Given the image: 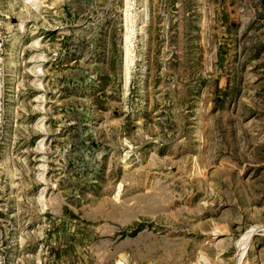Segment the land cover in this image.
Here are the masks:
<instances>
[{
    "label": "rangeland",
    "instance_id": "rangeland-1",
    "mask_svg": "<svg viewBox=\"0 0 264 264\" xmlns=\"http://www.w3.org/2000/svg\"><path fill=\"white\" fill-rule=\"evenodd\" d=\"M0 264H264V0H0Z\"/></svg>",
    "mask_w": 264,
    "mask_h": 264
}]
</instances>
